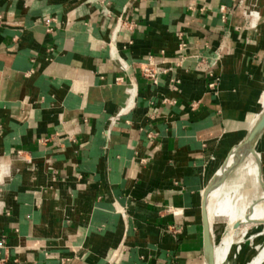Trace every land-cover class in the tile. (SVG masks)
<instances>
[{
    "label": "crops",
    "instance_id": "obj_1",
    "mask_svg": "<svg viewBox=\"0 0 264 264\" xmlns=\"http://www.w3.org/2000/svg\"><path fill=\"white\" fill-rule=\"evenodd\" d=\"M240 3L0 0V264H204L202 191L264 94ZM254 150L220 191L247 179L249 214Z\"/></svg>",
    "mask_w": 264,
    "mask_h": 264
},
{
    "label": "rangeland",
    "instance_id": "obj_2",
    "mask_svg": "<svg viewBox=\"0 0 264 264\" xmlns=\"http://www.w3.org/2000/svg\"><path fill=\"white\" fill-rule=\"evenodd\" d=\"M241 6L245 9L242 13L244 17L239 26V31L244 35L243 40L258 52L251 59L253 67H257L260 64L259 62H261L259 56L264 46V22L261 20L264 14V0H241ZM255 31L258 34L257 38L252 34ZM213 65L215 66V64ZM175 66L178 65L175 64ZM161 69V75H163V71L167 69ZM213 72L214 69L209 70L208 74L211 81L215 83L213 89H216L220 83V76ZM242 186L241 190H235L234 193L224 199L221 209L224 208L225 213L218 214V217L214 219V233L216 235L215 258L217 264H264V224H261L264 222V219L261 220L262 222L260 221L257 210L256 213L249 214L258 200V196H255L253 192L249 191L250 186L247 179L242 183ZM240 210L247 211L245 214L246 218H238L239 216L235 212ZM236 216L238 217L234 221ZM233 221L244 222L243 224L246 226L240 225L237 230L227 229L234 223ZM249 222H257V224L247 226ZM226 230L228 232L224 234Z\"/></svg>",
    "mask_w": 264,
    "mask_h": 264
},
{
    "label": "water",
    "instance_id": "obj_3",
    "mask_svg": "<svg viewBox=\"0 0 264 264\" xmlns=\"http://www.w3.org/2000/svg\"><path fill=\"white\" fill-rule=\"evenodd\" d=\"M263 130H264V109H262L256 115L252 125L246 129L243 138L229 150L226 157L224 158L222 163L218 166V168L215 170V172L213 173V175L211 176V178L209 179V181L207 182L206 186L202 191L200 214H201V225H202L204 264H214L213 238H212V231L210 229V220L207 212L208 198L210 197L211 193L224 182L229 172L239 164L241 158L238 159L236 157V160L231 165L233 166V168L232 169L227 168L221 176L219 175V172L223 170L228 159L233 153H236V155H238L239 152L245 149L250 150V148L253 146L255 148ZM211 224L214 225V219ZM239 226L240 224H237L236 229Z\"/></svg>",
    "mask_w": 264,
    "mask_h": 264
},
{
    "label": "bare ground",
    "instance_id": "obj_4",
    "mask_svg": "<svg viewBox=\"0 0 264 264\" xmlns=\"http://www.w3.org/2000/svg\"><path fill=\"white\" fill-rule=\"evenodd\" d=\"M252 1H254V0H252ZM253 6V5H252ZM258 15V14H257ZM253 20V19H252ZM261 20H263V22H264V14L262 15V17H261ZM264 89V88H263ZM262 109H264V94H263V96H262V99H261V103H260V109H259V112L262 110ZM258 112V113H259ZM257 113V114H258ZM254 120H255V118H254ZM254 120L252 121V123L254 122ZM252 123L250 124V126L252 125ZM249 126V127H250ZM222 143V142H221ZM252 144H254V143H252ZM225 146V145H224ZM253 146V145H252ZM217 154V153H216ZM236 157L238 158V159H240L241 158V160H240V162H239V164L235 167V168H233V166H231L233 163H234V161L236 160ZM249 157H254L255 159H256V153H255V150H254V146L253 147H251L250 148V150L248 149V150H243V151H241V152H239L238 153V155H236V153H233L231 156H230V158L228 159V161H227V163H226V165H225V167L223 168V170L221 171V172H219V175L221 176L222 174H223V172L228 168V169H232L230 172H229V174L231 173V172H233L241 163H243L247 158H249ZM218 160V159H217ZM217 163V162H216ZM228 174V175H229ZM227 175V176H228ZM227 178V177H226ZM226 178H225V180H226ZM225 180H224V182L219 186V187H217L216 188V190H214L212 193H211V195H210V197L208 198V205H207V212H208V217H209V220H210V229H211V231H212V238H213V258H214V235H213V226H212V221H213V216H214V213H215V209L217 208V206L218 205H221L222 203H223V201L221 200V198H220V191L222 190V189H226V187L228 186V183L229 182H226V184H225ZM231 184V183H230ZM256 210H257V213H258V215L260 216V221L262 220V219H264V203H261L259 206L257 205V208H256ZM257 222H258V220H257ZM262 222V221H261ZM237 224H242V223H240L239 221H237V222H234L233 224H232V226H231V229L232 230H236V225ZM214 264H215V261H214Z\"/></svg>",
    "mask_w": 264,
    "mask_h": 264
},
{
    "label": "built area",
    "instance_id": "obj_5",
    "mask_svg": "<svg viewBox=\"0 0 264 264\" xmlns=\"http://www.w3.org/2000/svg\"><path fill=\"white\" fill-rule=\"evenodd\" d=\"M103 12L105 14H108L107 11H105V9H103ZM161 68H158L154 65V63L149 60L147 61V63H145L142 68H141V74L146 78V79H150L153 83H157L158 82V78L161 75ZM166 71H163V73H165ZM209 88H213L215 86L214 82H211L209 85Z\"/></svg>",
    "mask_w": 264,
    "mask_h": 264
}]
</instances>
